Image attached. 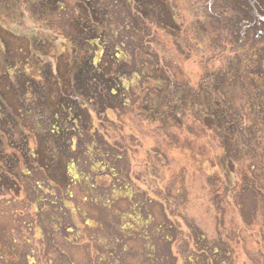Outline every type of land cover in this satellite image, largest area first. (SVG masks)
Returning <instances> with one entry per match:
<instances>
[{
  "label": "rangeland",
  "instance_id": "1",
  "mask_svg": "<svg viewBox=\"0 0 264 264\" xmlns=\"http://www.w3.org/2000/svg\"><path fill=\"white\" fill-rule=\"evenodd\" d=\"M116 1L119 7L126 0ZM127 1L128 5L139 2L143 18L167 34L149 37L153 54L123 55L121 59L131 63L123 65L107 43L96 45L106 13L95 2L0 0V152L10 155L8 171L30 168L31 175L49 187L47 199H56L42 212L46 242L52 249L45 243L42 247L39 239L37 244L38 254L41 249L54 253L40 263L57 261V256L60 264H162L159 258L164 252L161 249L151 262L144 236L157 241L155 228L166 211L183 231L196 225L209 238L216 237L217 227L226 226L228 233L231 221L238 219L239 237L231 241L234 264H264L258 228L246 232L232 199L240 182L229 163L236 125L226 130L223 118V114L240 113L241 105L249 102L259 105L264 114V0ZM114 14H119L118 9ZM115 15L110 30L119 36ZM124 38L135 49L137 39L130 33ZM157 55L162 69L178 72L176 78L161 77L156 71L148 76L149 66L135 68L151 58L154 62ZM167 62L174 67L168 69ZM167 77L177 79L179 85L167 86L163 83ZM121 78L131 82L129 94L134 92L136 97L121 99ZM67 104L80 105L82 118ZM96 110L114 122L119 115L121 123L99 122ZM262 121L264 136V116ZM93 125L99 131L96 144L110 145L96 149L102 165L105 150L130 149L121 167L129 193L116 202L102 194L110 191V171L93 174L84 156ZM105 159L107 166L113 165L112 158ZM87 174L95 185L91 195L79 181ZM25 178L4 177L8 188L0 192V226L24 240L23 250L29 249L27 227L44 224L23 190ZM17 180V186H10ZM68 191L73 198L63 195L68 196ZM212 192L230 202L225 218L217 213ZM244 201L247 218L263 203L248 197ZM131 204L138 205L134 213L131 210L137 214L134 220L125 216ZM185 237L189 238L188 232ZM178 243L173 248L177 255ZM170 258L175 264V255Z\"/></svg>",
  "mask_w": 264,
  "mask_h": 264
},
{
  "label": "trees",
  "instance_id": "2",
  "mask_svg": "<svg viewBox=\"0 0 264 264\" xmlns=\"http://www.w3.org/2000/svg\"><path fill=\"white\" fill-rule=\"evenodd\" d=\"M90 1L95 2L98 8L106 13V25L99 27V38L97 39L96 45L100 47L102 46V42L104 44L107 43V46L112 51L113 57L117 59V63H123V65L131 64L128 59H121L123 55L128 58H132L137 56L138 51L147 53V55H150V52H153L152 47L150 46L151 42L149 41V37L152 36L154 37V39H156L157 34H163L164 32L158 25L151 24L149 18H143L141 11L142 6L139 4V2H133L131 5H128V1L126 0L123 2L122 6L118 7V2L116 0ZM108 3L111 4V8L107 6ZM116 9H118L119 12L117 16L114 14ZM128 11H130L131 13V17L129 18L127 17ZM112 14L115 15L117 26L119 27V36H116L110 30V24L113 20L111 17ZM156 29L159 31L155 32ZM55 30L61 31V34L64 33V31H62L58 27ZM125 33H130L137 39V45L133 46L135 47V49H131V45L129 43H126V38H124ZM98 40H100V43L98 42ZM71 41H75L77 43L74 38H72ZM92 41L93 39H91L89 42L92 43ZM87 43L88 42L85 41V44ZM156 43L157 41H155L153 45H156ZM159 45L161 47H166V45H164L163 43ZM155 58L156 59L154 60V62H152L151 58L150 62L149 60L140 62L137 66H135V68L140 69L142 67V69L145 70L149 66V71L147 72L148 76L154 75L156 71L159 72L161 77H163V75L166 76L169 74H172L175 78L177 77V71L172 70L170 72H167L165 67H163L162 69V63H160L159 56L157 55V57L155 56ZM119 59H121V61H119ZM155 65H158V68H155ZM166 66L168 69H172L174 67V65L169 64L168 62L166 63ZM134 74L141 77V75L136 72ZM164 80L165 81L163 83H165L167 86L179 85L177 79L167 77ZM118 83V87L120 88V90H122L121 92H123V96L125 97L124 98L121 96L122 100L127 101L130 98L136 97V95L133 94L134 92L129 94V90H131V82L128 83L126 82V80H123V78H121L118 80ZM128 104L131 105V103L126 102V105ZM67 105L73 108L72 112L78 115L80 119L83 113L81 112L80 105ZM240 109L242 110L240 113H232L233 115L223 114L226 130L232 129L236 125L235 133L234 135L232 134L234 140L232 141V146L230 148L229 163L231 167H233V171L240 175V182L234 189L232 199L236 208L239 209L241 213V223L244 222L247 225L245 228L246 232L249 231V227L258 228V233L262 238L259 239L258 242L261 243V246L263 243L264 247V136L260 131L261 126H263L262 116H264V114H262L261 112L262 108L259 105L257 106L253 104L252 102L242 104ZM97 111L98 110H96V113L94 111V113L97 116L96 119L99 122H103V120L109 119H107L106 113L104 114L103 112L100 113ZM102 115L106 116L105 119L102 118ZM115 117L117 122H114L110 119L109 120L113 123L120 124L121 122H118L120 121V116L117 115ZM71 122L73 125H75V121L71 120ZM96 128L94 126V130L91 132L92 142L84 144V156L90 162V172H92L93 174L99 170L105 171L108 169L110 171L113 180L110 191L107 193L105 191H102V194L107 199H109V201L116 202L120 198H126L129 193L123 186V181L126 179V175H124L121 171V167L124 160L126 159V156L128 159L130 149H128L126 146H124V148H115V146H112L114 149L111 148L110 151L105 150V153H103L104 161H102L105 164L102 165L101 160H98L96 158V149L110 147V145L101 143L96 144V137L99 136V131H96ZM2 154H5V156L0 158V192L3 191V187L8 188V184H5L4 182V177H17L19 178V181L23 177H26V185H24L25 189L23 190L27 194V199H29L33 210L39 214V219L44 224H42L43 227H40L38 226L37 222L35 226L34 223H32V225H29L27 227L26 242H28L27 244L29 245V249L24 250L21 248V242L23 239L18 238L15 234L13 236L12 232L9 233L6 231V229H4V227L0 226V264H60V259L57 256V261L50 259L48 263H40L47 260L49 252L50 254L54 253L51 250L41 249L40 254L37 253V250H40L39 247H37L38 239L42 247H44L43 244L45 243L47 247L50 248V246L46 242V238L48 237L46 234L47 228L45 224V218H42V216L44 212H46V206L54 204L56 199H47L45 195L47 194L46 192L48 191L49 187L41 185L38 179L35 176L31 175L32 171L29 170L30 168H27L26 172L22 171L24 172V174L22 172L20 173L19 171H16L14 168H11V171H8V163L11 159L10 155H8V153L6 152L1 151L0 156ZM105 157L107 159L112 158L114 160L113 165L107 166L109 163L107 164ZM71 176L73 177L70 182L73 183L76 177L73 174ZM105 176L108 177V175L106 174ZM19 181L17 180L13 182L12 184H10V186H17ZM79 181L83 182V184H85L89 188V193L91 195L93 193V188L95 187L94 183L92 182V175H82L81 178H79ZM68 185L70 186V183ZM67 194L68 196L63 193L66 198H73V195L70 191H68ZM211 194V198L215 204L214 206L217 213L225 218L227 215V211L230 210V202L226 201L224 196H222L218 192H212ZM109 195H111L110 198ZM246 197H248L251 202L253 200L257 202L258 199H261L263 202L262 204H258L256 206L255 212H251L248 218L245 215L246 208L244 200ZM59 200L66 201L62 198ZM90 200L93 203L97 201L96 199L92 198V196ZM137 208V204H131L130 210L125 214V216H132L130 218L131 220H134L137 214H133L135 212L133 210ZM131 210L133 211V213H131ZM172 216L167 215L166 211L164 212L161 224L157 225V227L155 228L157 236L156 242H152V237L150 235L144 236L148 252L149 254H151V262L157 260L159 252H161L162 249L164 253L159 258L162 264H172L170 258L172 254L175 255V264H179L180 260L183 264H234V248L231 241L234 242V240L239 237V231L241 230L242 224H240V221L238 219L235 218L231 221L232 227L228 230L229 234L227 233L226 226L223 228L217 227L216 237L209 238L203 230H201L196 225H192L191 231H187L189 238H186L185 234H187V232L181 229L177 221L173 220V218H170ZM149 219L152 222L154 220V216L151 215ZM125 226L129 227L130 225ZM125 226L123 227L124 230H126L127 228H125ZM132 229L134 230L133 227ZM48 231L53 232L54 229L49 228ZM42 232H44L45 235L42 234ZM183 237H185L186 239L184 243H182ZM176 243H178V255L174 253L173 249ZM42 251L47 252L45 254L43 253V260L39 261V256L41 255Z\"/></svg>",
  "mask_w": 264,
  "mask_h": 264
}]
</instances>
